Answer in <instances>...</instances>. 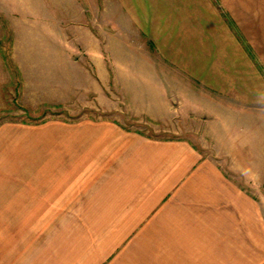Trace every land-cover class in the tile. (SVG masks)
I'll return each mask as SVG.
<instances>
[{"label": "crops", "instance_id": "obj_1", "mask_svg": "<svg viewBox=\"0 0 264 264\" xmlns=\"http://www.w3.org/2000/svg\"><path fill=\"white\" fill-rule=\"evenodd\" d=\"M206 8L209 120L263 131L264 0ZM228 146L205 155L112 117L1 123L0 264H264L263 192L246 163L227 169Z\"/></svg>", "mask_w": 264, "mask_h": 264}, {"label": "rangeland", "instance_id": "obj_2", "mask_svg": "<svg viewBox=\"0 0 264 264\" xmlns=\"http://www.w3.org/2000/svg\"><path fill=\"white\" fill-rule=\"evenodd\" d=\"M211 2L0 0V124L112 117L220 158L234 143L227 169L246 163L249 190L264 196V130L215 126L213 88L195 70Z\"/></svg>", "mask_w": 264, "mask_h": 264}]
</instances>
